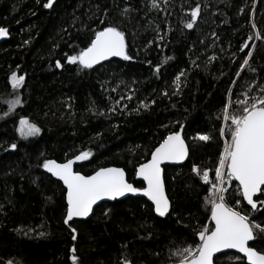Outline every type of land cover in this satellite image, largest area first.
I'll return each mask as SVG.
<instances>
[{
	"label": "trees",
	"instance_id": "16d2710c",
	"mask_svg": "<svg viewBox=\"0 0 264 264\" xmlns=\"http://www.w3.org/2000/svg\"><path fill=\"white\" fill-rule=\"evenodd\" d=\"M46 2L0 0V26L10 31L0 44V115L7 111L4 101L19 95L23 102L0 119V263L73 264V245L79 264L178 262L173 250L198 243L196 233L212 225L205 202L210 184L193 165L208 169L215 181L230 139L220 134L227 128L224 105L230 100L229 112L238 113L247 86L252 84L249 94L256 95L264 85V0H162L155 8L152 0H54L47 9ZM110 25L125 33L131 60L113 58L92 69L67 62L95 31ZM12 72L25 77L18 89L10 82ZM22 116L41 128L39 135L20 137ZM173 131L185 138L190 155L185 164L164 168L170 214L157 216L143 197L106 202L89 219L70 223L77 229L73 241L64 224L66 190L45 172L43 161L88 151L77 171L89 175L120 166L129 181L143 187L137 167ZM198 134L210 140L201 141ZM233 186L225 193L227 204L239 200L236 210L264 222V208L251 209L235 180ZM251 245L264 250V235ZM215 264L247 262L226 252Z\"/></svg>",
	"mask_w": 264,
	"mask_h": 264
},
{
	"label": "snow or ice",
	"instance_id": "6c2138e0",
	"mask_svg": "<svg viewBox=\"0 0 264 264\" xmlns=\"http://www.w3.org/2000/svg\"><path fill=\"white\" fill-rule=\"evenodd\" d=\"M54 0H47L44 8H51ZM153 7L157 6V0H152ZM127 11V9H125ZM199 12V5L192 10V20L195 21ZM191 29L193 23L186 25ZM255 28V24H253ZM9 34L8 29L0 26V38ZM256 38L261 39L260 33H256ZM251 40L252 37L250 36ZM27 43V41H25ZM248 45L242 47L247 48ZM252 52H248L251 56ZM122 57L124 60H131L132 57L126 53L125 33L116 26L103 27L102 30L95 31L94 38L90 43L80 49L74 55L67 56V62L78 64L81 69H92L94 65L110 58ZM248 60H244V64ZM56 67L62 68L59 60ZM159 71V66H157ZM239 76V73H237ZM10 82L13 89H18L25 81L23 75L18 76L12 72ZM180 76L176 77L179 81ZM235 83V82H234ZM253 90L252 84L247 86V91L243 93L245 99L238 100L240 105L238 113H230L231 101L224 105L223 120L227 122V128L221 127L222 137L226 139L223 150L220 153L218 165L215 168V181L209 179V170H200L193 165L192 171L210 187L205 196L206 204L211 206L212 225H205L196 233L199 237L198 243L188 244L182 248L173 250L172 255L178 257V264H213L214 253L221 249H236L246 258L247 264H264V250H258L249 246V242H255L260 236L264 235V222L258 223L255 219H250L249 215L242 214L236 210L240 201H236V206H229L226 202L224 187L226 183L233 180L239 182V190L242 197L247 201L253 210L264 208V200L254 199L259 193L264 195V85L259 86V93L250 95ZM231 91V90H229ZM167 95V93H164ZM7 111L0 115V119L13 114L18 105L23 102L19 95L11 100H6ZM147 108L148 105L144 104ZM183 128V125L180 126ZM17 131L21 138L37 136L41 128L28 117H20ZM201 141L210 140L208 134H198ZM12 149L17 148V144L10 145ZM91 153L81 152L75 160H84ZM188 155V150L184 139L179 131L170 132L157 147L151 152V158L139 164L136 175L142 177L146 187L138 188L129 183L125 178L122 168H99L92 175H82L80 172L73 171V160L68 159L64 163L56 160L45 159L42 167L53 176L63 181L67 189V208L64 224L69 225L72 232V240H77V229L71 228L69 222L74 217H88L93 213V205L103 197L116 199L126 193H142L154 204L155 212L163 217L170 211V201L165 195L164 184L161 179V162L169 160H183ZM259 205V208H258ZM110 210L105 211V216ZM40 235H44L41 233ZM76 247L71 248V260L73 264H79V257L76 255ZM237 259H242L237 257ZM7 264H13L11 260ZM123 264H131L124 260Z\"/></svg>",
	"mask_w": 264,
	"mask_h": 264
},
{
	"label": "water",
	"instance_id": "95a60500",
	"mask_svg": "<svg viewBox=\"0 0 264 264\" xmlns=\"http://www.w3.org/2000/svg\"><path fill=\"white\" fill-rule=\"evenodd\" d=\"M5 28H7V27H5ZM7 29H8L9 34H8L6 37L0 38V44H1L2 42H4L5 40H8V39L10 38V31H9V28H7ZM125 42H126V41H125ZM126 53H127V46H126ZM113 58L123 59L122 57H110V58H108V59H106V60L100 62V63L97 64V65L103 64V63H105V62H107V61H109V60H111V59H113ZM94 66H96V65H94ZM181 136H182V135H181ZM182 138H183L184 141H185V144H186V147H187V150H188V155H187L183 160H178V161H177V160L162 161V162H161V165H160V167H161V179H162L163 184H164L165 195L168 197V199H169V201H170V211H169V213L166 214L165 216H167V215L170 214V212H171V210H172V203H171V200H170V198H169V196H168V192H167V187H166V183H165V169H164V168H165V166H181V165H183V164H185V163L187 162V160H188V158H189V155H190L189 145H188L187 141L185 140V138H184L183 136H182ZM78 155H79V154H78ZM76 156H77V155H76ZM76 156H74V157H72V158H70V159H72V160L74 161V162H73V165H72L73 171H75V172H79V171L76 170V166H78V165H80L81 163H83L84 160H79V161H77V160H75V157H76ZM150 158H151V156H150ZM150 158H149V159H150ZM149 159H148V160H149ZM51 160H55V159H51ZM56 161H57V160H56ZM57 162H58V163H64V162H66V160H65V161H57ZM145 162H146V161H145ZM101 168H122V169H124L123 167H120V166H106V167H101ZM137 168H138V167H137ZM44 170H45V169H44ZM97 170H98V169H97ZM45 172L48 173L49 175H51L55 180L60 181V182L62 183V185L64 186V188H65V190H66V194H65V198H66V196H67V189H66V186L63 184V181L60 180L58 177L53 176L51 173L47 172L46 170H45ZM94 172H95V171H94ZM94 172H93V173H94ZM124 172H125V178H126V180H127L129 183L133 184L134 187H138V188L146 187V183L143 181V178H142V177H138V176L136 175V178L144 183V186H143V187H139V186H136L133 182L129 181V179H128V175H127V172H126L125 169H124ZM80 173H81V172H80ZM93 173H92V174H93ZM81 174H82V175H85V174H83V173H81ZM92 174H89V175H92ZM236 182H237V184H238V186H239V182H238V181H236ZM241 194H242V192H241ZM260 195H261V194L257 193L253 198H254V199H257ZM128 197H143V198H145L148 202H150V203L153 205V207H155L154 204L148 199V197L144 196L142 193H136V194H133V193H126L124 196L117 197L116 199H111V198H108V197H103L101 200L97 201V203H96L95 205H93V213H94V211H95V208L98 207L99 205L103 204V203H106V202H114V201H116V200H122V199H125V198H128ZM243 200H244V199H243ZM244 201H245V203L247 204V206H249V207L251 208V206L248 205L247 201H246V200H244ZM66 204H67V199H66ZM258 207H259V205H258ZM251 209H252V208H251ZM93 213H91L88 217H74L73 220L69 222V224L72 223V222L75 221V220H87V219H89V218L93 215ZM155 213H156V212H155ZM156 215L159 216L157 213H156ZM159 217H161V216H159ZM163 217H164V216H163ZM211 223L213 224V221H212V220H211ZM198 238H199V237H198ZM252 243H253V242L250 241V242H249V246L253 247V246L251 245ZM226 252H236V253L240 254V255L243 257V254L239 253L236 249H221L220 252H218V253H214V255H213V264H215V258H216L218 255L223 254V253H226ZM245 260H246V258H245ZM246 262H247V260H246ZM0 264H7V262H5V263H0ZM13 264H14V263H13ZM131 264H132V263H131ZM173 264H178V262L173 263Z\"/></svg>",
	"mask_w": 264,
	"mask_h": 264
},
{
	"label": "rangeland",
	"instance_id": "374dc122",
	"mask_svg": "<svg viewBox=\"0 0 264 264\" xmlns=\"http://www.w3.org/2000/svg\"><path fill=\"white\" fill-rule=\"evenodd\" d=\"M161 1L162 0H157V6L156 7H160V3H161ZM163 3L165 4L166 3V0H163ZM151 5H152V2H151ZM152 7H153V5H152ZM153 8H155V7H153ZM18 126H19V123H18ZM209 179L211 180V177L209 176ZM215 180V179H214ZM234 181V180H233ZM233 181L231 182V183H226L225 185H224V187L226 188V189H231V188H233L234 186H233ZM5 262H7V261H5ZM5 262H3V263H5ZM2 263V262H1Z\"/></svg>",
	"mask_w": 264,
	"mask_h": 264
},
{
	"label": "built area",
	"instance_id": "2783aa9c",
	"mask_svg": "<svg viewBox=\"0 0 264 264\" xmlns=\"http://www.w3.org/2000/svg\"><path fill=\"white\" fill-rule=\"evenodd\" d=\"M228 190V189H227Z\"/></svg>",
	"mask_w": 264,
	"mask_h": 264
}]
</instances>
